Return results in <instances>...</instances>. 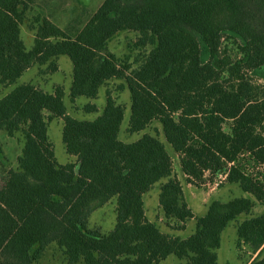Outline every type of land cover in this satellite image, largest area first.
<instances>
[{"label": "trees", "instance_id": "1", "mask_svg": "<svg viewBox=\"0 0 264 264\" xmlns=\"http://www.w3.org/2000/svg\"><path fill=\"white\" fill-rule=\"evenodd\" d=\"M30 2L0 0V133L21 144L13 168L0 141V264H39L53 246L67 264H218L222 233L242 216L236 247L252 254L246 264H264V0H104L81 30L30 19ZM124 32L137 37L121 59L109 44ZM62 56L73 68L71 104L120 81L128 132L140 139H120L126 105L110 88L88 121L69 115L63 86L18 83L35 66L56 72ZM82 110L99 113L92 102ZM55 119L73 159L65 165L49 137ZM154 122L188 184L225 176L244 195L215 199L196 217L165 143L144 133ZM159 183L167 226L185 231L196 220L189 237L149 220L145 197ZM112 201L116 224L103 234L90 217Z\"/></svg>", "mask_w": 264, "mask_h": 264}, {"label": "rangeland", "instance_id": "2", "mask_svg": "<svg viewBox=\"0 0 264 264\" xmlns=\"http://www.w3.org/2000/svg\"><path fill=\"white\" fill-rule=\"evenodd\" d=\"M104 0H31V10L29 12V18L42 14L47 17L55 25L63 30L75 28L81 30L89 18L99 9ZM35 33L28 27V23L21 26V38L23 39L26 48L29 50L34 45ZM135 33L124 32L117 35L109 44V49L117 57L123 59L128 55H131L130 43L136 39ZM134 55V54H132ZM59 69L56 72H50L47 70V65L35 66L32 70L26 73L18 83H40L44 88L51 89L58 84L64 87L66 92L65 105L67 107L69 115L79 120H95L101 115L103 108L106 104V90L110 88L114 92V96L118 97V102L126 105L125 117L121 126L120 139L126 143L134 142L140 139L143 133L130 134L128 132V124L130 120V95L128 90L124 92H117V85L120 81L110 83L108 87H103L100 90L99 97L96 100H89L87 98H79L75 105H72L69 100V88L72 79V63L66 56H62L58 59ZM94 103L99 108V113H85L82 107L88 103ZM63 122L61 119H55L49 126V137L55 148V154L60 164H68L73 161L72 157L66 152L63 140H62ZM144 133L157 136L166 145L167 151L171 154L174 160L175 175L181 181L185 196L189 205L196 217L204 216L207 212L209 203L213 200H220L223 202L230 201L236 197H240L243 194L242 190L237 185L224 184L225 179L219 177L217 180L210 181L209 178L200 185L188 184L184 174L181 170L178 156L174 153L172 147L166 142L162 134V128L160 123L154 122ZM6 136V134H5ZM3 149L7 157H9L13 164H17L16 156L20 152L19 145L15 141L12 144L3 142ZM0 172H2L0 170ZM3 173H0V185L3 182L1 177ZM207 180V181H206ZM219 187H215L214 184L220 182ZM160 183L155 185L153 190L146 196V208L148 218L156 223L160 229L164 232L171 233L183 239L189 237L195 232L196 220H191L186 227L185 231H172L166 224L163 213L159 208V193ZM116 203L114 201L107 205L98 208L90 217V227L98 228L103 234L109 233L116 224ZM262 212L261 207H257V213ZM244 217H240L238 220L231 222L229 226L222 233L221 247L218 250V264H246L252 254L244 247L239 250L236 247L237 231L236 226L238 222H241ZM257 255L254 256V258ZM39 264H67L56 248L50 247ZM164 264H182L177 259H170Z\"/></svg>", "mask_w": 264, "mask_h": 264}, {"label": "crops", "instance_id": "3", "mask_svg": "<svg viewBox=\"0 0 264 264\" xmlns=\"http://www.w3.org/2000/svg\"><path fill=\"white\" fill-rule=\"evenodd\" d=\"M34 68V67H33ZM32 68V69H33ZM32 69H30V70H32ZM58 69H59V65H58ZM29 70V71H30ZM28 71V72H29ZM27 72V73H28ZM48 74H50V73H48ZM30 82H33V81H29V82H26V83H30ZM71 83H72V79H71ZM71 83H70V86H71ZM33 84H36V85H39L40 87H42L43 89H45L46 91H49V92H51V89H48V88H44L40 83H33ZM58 85V84H57ZM4 95L3 94H1L0 93V99L3 97ZM0 141H1V143L3 144V142H7V143H9V144H12V143H14L15 141H17V143H20V142H18V140L17 139H15V138H10V137H8L7 135L5 136V133L4 132H2V133H0ZM19 149H20V152H18V155L16 156V159L18 158V156L21 154V144L19 145ZM8 159H9V162H10V165H11V167H13V168H16L17 167V164L15 165V164H13L12 165V161H11V159L8 157ZM0 173H3V172H0ZM4 176H5V174L3 173L2 175H1V177L2 178H4ZM185 177V176H184ZM1 185H2V183H1ZM1 185H0V187H1ZM146 198V197H145ZM145 205H146V200H145ZM159 205V204H158ZM147 206V205H146ZM146 212H147V208H146ZM148 216V215H147ZM150 220V219H149Z\"/></svg>", "mask_w": 264, "mask_h": 264}, {"label": "built area", "instance_id": "4", "mask_svg": "<svg viewBox=\"0 0 264 264\" xmlns=\"http://www.w3.org/2000/svg\"><path fill=\"white\" fill-rule=\"evenodd\" d=\"M222 178H223V179H225L226 177H225V176H223ZM220 183H221V181H220V182H217V183H215V184H214V186H215V187H219V184H220Z\"/></svg>", "mask_w": 264, "mask_h": 264}]
</instances>
